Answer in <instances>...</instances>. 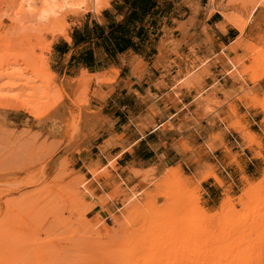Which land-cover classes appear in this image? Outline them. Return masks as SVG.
<instances>
[{"label": "rangeland", "instance_id": "374dc122", "mask_svg": "<svg viewBox=\"0 0 264 264\" xmlns=\"http://www.w3.org/2000/svg\"><path fill=\"white\" fill-rule=\"evenodd\" d=\"M218 1L220 7L215 10L208 4V16L221 12L220 18L229 25L226 15L241 16L244 8L260 0ZM158 4L160 18L170 19L173 11L172 26L180 25L173 31L166 29L161 43L158 64L172 70L168 57L176 56L181 47L177 34L187 32L175 15L184 6L193 13V0H158ZM261 8L259 18L264 16ZM89 18L74 21L69 17L64 27L71 35ZM243 35L239 43L230 49L223 47L222 54L214 55L229 78L243 87L226 102L229 115L223 132L217 130L222 122L216 116L223 104L206 108L211 127L207 149L212 142L216 151L223 147L228 132L241 139L244 149L261 148L259 137L251 131H259V127L244 125L234 103L247 101L250 109L257 107L264 115V93L262 97L254 93L264 80V39L249 44ZM61 39L48 34L47 29L41 35L17 34L7 20L0 23V264H119L125 259L127 264H144L150 255L149 235L154 234L158 213L169 215L174 209L191 213L188 221L197 224L194 228L201 234L207 230L205 222L211 221L209 232L223 242L229 257L242 258V264H260L262 260L264 264V173L261 179L252 181L254 184L235 191L215 179L224 194L222 200L217 198L214 208L205 201L208 190L199 180L209 175L217 177V171L203 164L193 173L180 167L156 166L144 171L133 166V179L127 182V170L120 169L118 156L111 155L114 149L121 155L127 145L112 136L104 124L106 104L96 103L106 100L108 88L113 92L114 79L105 74L89 76V83L81 82L84 71L74 68L75 54L61 60L55 55L54 46ZM207 62L202 61L200 67ZM135 68L141 69V65ZM45 69L56 74L57 85L40 78ZM247 78L252 89L245 84ZM194 79L182 87L188 88ZM168 92L169 101L179 94L173 89ZM22 104H30L35 116L13 110ZM151 113L157 115V110L153 108ZM221 128L225 129L224 125ZM261 129L264 132V120ZM256 158L263 157L257 153ZM237 160L235 156L233 163ZM172 172H180L181 180H174ZM244 174L240 169L235 176ZM180 181L189 183L187 190H179L177 197H165L176 190L166 191L162 186ZM247 191L254 195L242 201ZM110 203L114 208L110 209ZM99 207L105 212L104 219L109 214L118 225L111 243L127 234L130 239L125 246H102L110 241L105 223L100 220L98 225L93 224ZM200 208L205 210L204 216L196 213ZM177 217L182 219L179 213ZM124 222L128 229L123 227Z\"/></svg>", "mask_w": 264, "mask_h": 264}, {"label": "crops", "instance_id": "0c3cea01", "mask_svg": "<svg viewBox=\"0 0 264 264\" xmlns=\"http://www.w3.org/2000/svg\"><path fill=\"white\" fill-rule=\"evenodd\" d=\"M113 2L116 13L121 15L122 19L116 22L113 14L105 11L103 16L110 29L124 26L130 16L129 7L124 8L126 0L122 3L116 0ZM214 2L220 7L218 0ZM210 3L209 0H193V13L184 6L175 15L187 32L177 34L176 38L181 47L176 56L168 57L172 70L165 69L158 63L164 31L180 28V25L172 26L170 20L172 14L174 15L173 11L170 13V19L161 18L158 21V30L151 31L149 41L144 42L140 49L142 53L135 50L139 43L138 39L133 40L131 47L117 53L111 49L107 52L108 47H104L105 41L87 39V42L76 46L75 31H82L86 26L92 30L94 24L101 27L95 23L99 16L90 17L82 26H76L71 32V43L61 39L54 46L55 55L59 60L74 53L72 62L74 68L86 70L92 76L106 74L110 80L114 79L111 88L113 92L109 93L108 88L105 92L106 100H98L96 103L99 106L102 103L106 104L108 111L103 116L106 119L104 124L112 136L120 137L127 145L126 150L120 152L121 155L115 153L116 149L111 153L112 156H118L116 161L122 164L119 168L123 171L127 170V182L133 179L131 174L133 166L141 167L144 171L156 166H163L166 169L180 167L184 171L193 173L199 171V164H203L215 169L217 178L232 191L240 190L245 184H254L253 180H259L263 176L264 132L261 125L264 115L257 107L250 109L247 101L234 104L239 109V117L244 125L259 127V131H254L252 128L251 131L259 137L261 148L244 149L241 139L239 140V137L232 132L227 133L223 139L224 146L215 153L205 148L211 134L206 108L223 104L216 115L222 122L217 130L223 132L227 129L224 121L229 115V106L226 102L232 100L243 87L242 84H235L229 78L223 63H218L214 57L223 53V47L230 49L239 43L241 34L220 18V12L209 17L207 10ZM261 11L260 7L243 35L246 43H260L264 39V16L258 17ZM155 21H150V25ZM145 22L149 23V18ZM223 27L226 33L222 32ZM149 28L151 27L147 29ZM139 29H143L139 24L127 25L128 41L132 40ZM131 32L133 35L130 34ZM88 51L94 54L95 62L90 65L92 69L78 60L80 54ZM238 55L242 53L239 52ZM207 59L208 62L200 67L201 62ZM138 64L141 65V69L136 72L135 67ZM189 74L190 78L184 80ZM193 77L195 79L190 82V86L183 88L182 85ZM245 84L248 89L253 88L248 78ZM169 89L179 92L170 101L166 99ZM254 93L262 97L264 80L259 83ZM154 96L158 97V100H154ZM200 99L203 100L199 103ZM153 108L157 110V115L151 113ZM101 109L103 110V107ZM154 125L156 129H153ZM222 125L225 129L221 128ZM189 148L192 150L190 151ZM229 149L233 150L232 153L228 152ZM257 153H261L263 158H256ZM235 156H238V160L233 163ZM105 159L106 157H103V160ZM240 169H244L245 174L236 177L235 174ZM204 186L208 190L205 201L210 208L216 207L217 198L220 197L219 200H222L224 190L215 179L207 180ZM108 206H111L110 209L114 208L111 203ZM97 210L99 211L94 218L98 217L105 223L106 231L108 229L115 235V230L119 229L116 222L108 213L104 219L105 212L102 208L99 207Z\"/></svg>", "mask_w": 264, "mask_h": 264}, {"label": "bare ground", "instance_id": "6f19581e", "mask_svg": "<svg viewBox=\"0 0 264 264\" xmlns=\"http://www.w3.org/2000/svg\"><path fill=\"white\" fill-rule=\"evenodd\" d=\"M101 7H106V4H102ZM260 7H264V0L257 1L256 4H252L248 8L242 10L241 16H235L233 14L226 15L225 19L235 30H237L241 35L245 33L248 26L252 22L253 17L255 16L257 10ZM211 9H216V4L214 0L211 3ZM93 12H98L99 9L93 8ZM218 13V11H217ZM221 13V12H220ZM222 32L226 33L225 27L222 28ZM63 40L68 43L72 42L71 35L68 30L63 29L62 34H56ZM241 40V38H240ZM141 64H143L141 62ZM137 68L135 71L137 72ZM116 75H118L115 72ZM92 76L88 71L84 70V75L82 76L81 82L89 83L88 77ZM40 78L47 84L52 83L57 85V76L56 74L45 69V73L40 75ZM59 88V87H57ZM61 89V88H60ZM15 112L28 113L31 116H35V113L31 109L30 104H22L21 106H16L13 108ZM264 112V111H263ZM156 129V128H155ZM254 138L252 137L253 142ZM212 152H215L214 143H210L208 146ZM117 160V159H116ZM89 172L94 174L95 171L93 168L89 169ZM137 174V172H135ZM172 178L174 180H181L180 172H172ZM208 179H217V177L209 175L203 177L199 180V183L202 184ZM220 183V181H218ZM189 186L188 182L180 181L176 183H168L162 186L163 189L176 190L175 194H165V197L176 196L179 194V190H187ZM254 195L253 192L247 191L242 196V201L249 200ZM229 200V199H228ZM232 212H235V209L232 208ZM178 213L181 218L180 221L177 217ZM199 215H205V210L200 208L196 211ZM191 213L189 212H178L177 209L171 211V214L167 213H158V221L154 225V234L152 240L148 243L150 246V255L148 260L144 264H242L243 259L240 257H229L226 255V247L223 242H221L214 234H210L209 228L211 221H206L204 226H207L205 233L201 234L194 227L197 224H194L191 221H188V216ZM101 222L97 217L94 219L93 224ZM203 225V224H202ZM128 224L123 223V227L128 229ZM108 240L110 243H105V248L112 247H122L125 246L130 239L129 235L125 234L120 236L116 242H112L114 235L107 229ZM149 250V249H148ZM122 260V259H121ZM119 264H127V260L121 261ZM260 264H263V260Z\"/></svg>", "mask_w": 264, "mask_h": 264}, {"label": "clouds", "instance_id": "9594fccd", "mask_svg": "<svg viewBox=\"0 0 264 264\" xmlns=\"http://www.w3.org/2000/svg\"><path fill=\"white\" fill-rule=\"evenodd\" d=\"M122 3L123 0H116ZM106 4V7H101ZM99 9L93 12L92 9ZM105 11H110L116 22L121 15L116 13L113 0H11L0 3V23L7 20L17 34L31 33L41 35L47 29L48 34H62L64 22L71 17L74 21L85 16H99L95 23L106 27Z\"/></svg>", "mask_w": 264, "mask_h": 264}, {"label": "trees", "instance_id": "16d2710c", "mask_svg": "<svg viewBox=\"0 0 264 264\" xmlns=\"http://www.w3.org/2000/svg\"><path fill=\"white\" fill-rule=\"evenodd\" d=\"M128 7L130 16L129 19L126 20L124 26L110 29L108 25H106V27H99L94 24L92 30L90 27L86 26L82 31H75L74 39L76 46L87 42V39H90L89 41H105L106 44H104V47H108L107 52L111 49L117 53L131 47L133 40L138 39L139 43L135 50L141 51L142 53L140 49H142L144 42L149 41L151 31L154 32L158 30V21L161 19L160 12L158 11V0H126L124 8ZM166 16L169 17L167 14ZM147 18H149V23L145 22ZM152 20L156 21L150 25V21ZM136 24H139L143 29H139L136 35H133V32H131L130 34L133 35V37L132 40L130 39V41H128L127 25ZM149 26L151 28L147 29ZM78 60L90 69H92L90 65H93L95 62L92 51L80 54Z\"/></svg>", "mask_w": 264, "mask_h": 264}]
</instances>
